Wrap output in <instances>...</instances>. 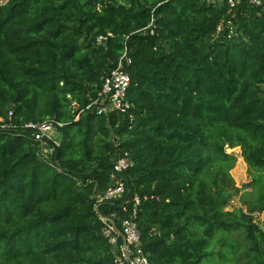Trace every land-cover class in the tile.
<instances>
[{
	"label": "trees",
	"instance_id": "trees-1",
	"mask_svg": "<svg viewBox=\"0 0 264 264\" xmlns=\"http://www.w3.org/2000/svg\"><path fill=\"white\" fill-rule=\"evenodd\" d=\"M152 13L154 34L144 30ZM125 47L132 109L86 110ZM46 120L63 124L58 159L41 157L23 128ZM226 147H241L252 178L245 187L257 193L253 202L242 194L246 212L227 210L241 189ZM125 152L134 165L120 176L124 196L99 202ZM97 206L120 230L136 211L150 264H225L223 249L232 255L237 246L219 234L241 233L249 252L261 253L264 2L0 3V264H113Z\"/></svg>",
	"mask_w": 264,
	"mask_h": 264
},
{
	"label": "built area",
	"instance_id": "built-area-1",
	"mask_svg": "<svg viewBox=\"0 0 264 264\" xmlns=\"http://www.w3.org/2000/svg\"><path fill=\"white\" fill-rule=\"evenodd\" d=\"M192 1V0H185ZM207 3L214 4L215 6L227 5L235 7L241 0H204ZM252 6H261L264 0H244ZM156 28L155 17L152 13L151 21L149 25L144 29H150L151 34H154ZM221 27H218L220 30ZM142 31V30H140ZM139 31V32H140ZM113 37L111 33L106 35H99L96 38L97 45H104ZM132 64V58L128 54V49L125 47L124 53L119 58L118 62L104 77L101 90L98 92L96 98L92 99L86 106V110L95 111L99 116H109L112 113L128 114L133 107V103L130 101L128 93L131 85V75L129 72V66ZM70 98V96H68ZM84 111V110H83ZM13 115V111L9 112V116ZM78 114L75 120L79 119ZM60 122L53 120H46L43 122H30L24 125V129L30 131L32 138L39 144V155L45 159H49L56 148L60 146V133L57 130V126H62ZM12 124L3 123L1 127L3 129L11 128ZM134 162L131 155L125 152L123 156H120L114 164L111 177L115 179V185L109 187L104 195L98 196L99 202L117 200L124 196L126 190L125 180L120 177L125 171L131 168ZM136 206L139 204V198H135ZM137 213L134 210L130 218L122 222L121 232L125 236L126 245L118 244V236L114 226L109 219H114V215L111 218L100 217L104 223L102 233L105 238L108 239L110 245L114 247L115 259L113 264H150L147 255L144 253L140 246L141 235L138 229L137 222L135 221ZM115 220V219H114Z\"/></svg>",
	"mask_w": 264,
	"mask_h": 264
},
{
	"label": "rangeland",
	"instance_id": "rangeland-1",
	"mask_svg": "<svg viewBox=\"0 0 264 264\" xmlns=\"http://www.w3.org/2000/svg\"><path fill=\"white\" fill-rule=\"evenodd\" d=\"M6 0H0V3L5 2ZM226 151L228 153H234L237 157V153H241V147H236L234 149H230L226 147ZM231 176L233 177V180L235 182V186L239 189H241V192L238 196H235L229 206L227 207V210H234V209H242L245 212L247 211L246 205L242 202V194H247L246 199L249 202H253L255 199L257 193L253 191V188L245 187L246 184L250 183L252 181V178L250 177L249 171H248V165L244 161V158H238L237 162L234 166V168L231 170ZM254 222L259 225L260 228L264 230V211L261 213L255 214V220ZM218 239L225 238L228 242V244H236L237 251L236 253L231 255V251L228 247H225L223 251L228 254V258L224 260L225 264H258V262L264 263V245L262 247V251L260 254H256L253 252H249V245L247 241L245 240L244 236L241 233H233V234H219L217 236ZM256 255H259V259L256 260ZM227 256V255H226ZM212 258H208L204 261V264H212L211 262ZM216 264V262L214 263Z\"/></svg>",
	"mask_w": 264,
	"mask_h": 264
},
{
	"label": "water",
	"instance_id": "water-1",
	"mask_svg": "<svg viewBox=\"0 0 264 264\" xmlns=\"http://www.w3.org/2000/svg\"><path fill=\"white\" fill-rule=\"evenodd\" d=\"M58 156H59V147L56 148V159H58ZM237 157L238 158H242V154L241 153H237ZM96 212H97L98 215H100L99 206L96 207ZM100 217H102V216L100 215ZM109 221L114 226L116 233L121 237L124 245H126L125 236L123 235L121 230L117 227L115 220L114 219H109Z\"/></svg>",
	"mask_w": 264,
	"mask_h": 264
}]
</instances>
